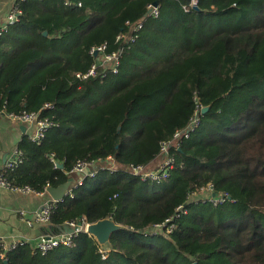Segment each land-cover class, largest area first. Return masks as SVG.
<instances>
[{
	"label": "trees",
	"instance_id": "16d2710c",
	"mask_svg": "<svg viewBox=\"0 0 264 264\" xmlns=\"http://www.w3.org/2000/svg\"><path fill=\"white\" fill-rule=\"evenodd\" d=\"M154 1L160 15L123 45L118 72L76 77L94 62L92 46L118 50L127 21ZM82 2L25 0L0 38V107L55 122L42 143L21 141L24 161L8 173L14 185L59 186L83 159L150 164L197 103L209 110L168 178L100 169L57 202L53 227L107 216L126 225L108 249L83 231L45 254L21 244L0 264H264V0ZM210 185L224 202L194 200Z\"/></svg>",
	"mask_w": 264,
	"mask_h": 264
},
{
	"label": "built area",
	"instance_id": "2783aa9c",
	"mask_svg": "<svg viewBox=\"0 0 264 264\" xmlns=\"http://www.w3.org/2000/svg\"><path fill=\"white\" fill-rule=\"evenodd\" d=\"M23 1L25 0H14L11 9L8 12L6 20L0 23V38L10 28L11 25H14L20 20V16L22 14V8L20 5ZM65 4L77 5L80 7L83 5V2L82 0H65ZM192 5L196 7L197 0H192ZM160 13V5H154L153 3H150L147 12L144 14L140 21L136 23L127 21V25L129 26L130 31H127L128 33L124 31L117 36V41L120 43V48L118 50H108L107 43L92 46L90 48V53L95 57L94 62L88 70L78 71L76 73V77L79 79H87L91 76H105L108 71L118 72L119 66L121 64V49L123 45L130 41L136 40L138 33L144 26V21L146 18H149V16L158 17ZM203 107L204 106L201 105V103H197L195 113L191 117L189 123L185 127L177 129L169 140H165L161 143L159 153L157 154L155 160L152 163L130 164L128 166L123 167L121 165H117L110 156L106 159L98 160L83 159L78 160L71 173H78L83 177H85L86 175L94 177L100 169H107L110 170L111 173H113L122 167V169L127 171L129 174L140 177L142 180H152L155 182H161L170 176L171 171L176 162L175 152L177 149H179L181 142L184 139L190 138L200 126L202 118L201 115L203 114ZM43 108L51 110L53 108V104L45 103ZM3 115L10 117L14 121H21L23 123L33 125L35 127L34 130H32L27 136L31 141L35 143H42L47 137V133L49 132V130L52 129V127L55 125V122L50 117L41 116L40 112L24 110L22 112L16 113L8 111L5 105L3 107H0V117ZM50 159L55 166H60V162L55 158V154H52L50 156ZM156 160V164H153ZM23 161L24 152L20 147H17L14 151L13 157L9 161H7L2 168H0V186L16 190L32 191L36 193L47 191L48 187H46L44 191H37L36 189L28 185H14L9 180L8 173L17 169L23 163ZM83 179L80 180L78 184H81L83 182ZM72 189L73 188L69 189L67 191V194L73 196L74 194L72 192ZM198 195H205L206 198H208L215 204H218L222 201L224 202L226 200V194H217L216 192H214L211 185L209 186V188L203 189V191L200 192ZM115 196H117V194H115ZM57 202V200H53L51 202L46 203L44 206H42L33 213L34 216L32 218H26V211L21 210L19 213L20 217L26 219L30 225H33L35 222L50 223L51 215L57 207ZM88 223L89 222H87V220L83 218L78 223L74 221L67 223L73 228V231L71 232L61 231L58 233L42 235L39 240L35 243L33 251L45 254L48 251L57 247L73 245L75 237L80 232H88ZM166 226L167 223L156 224L155 230H158L160 228L165 230ZM25 243L27 242L21 241L17 243L14 242L11 244L0 242V260L6 259L10 251L16 249L19 245ZM101 251L103 253V257L106 258V250L102 249Z\"/></svg>",
	"mask_w": 264,
	"mask_h": 264
},
{
	"label": "crops",
	"instance_id": "0c3cea01",
	"mask_svg": "<svg viewBox=\"0 0 264 264\" xmlns=\"http://www.w3.org/2000/svg\"><path fill=\"white\" fill-rule=\"evenodd\" d=\"M13 2L14 0H0V23L6 20ZM34 128L33 125L14 121L8 116L0 117V168L13 157L15 149ZM156 162L157 160L153 164ZM83 178L78 173H70L71 184L68 190ZM53 200L55 199L48 191L36 193L0 186V242L11 244L26 241L34 247L42 235L61 232L60 228L53 227L51 223L35 222L30 225L19 214L21 210H25L26 218H32L36 210Z\"/></svg>",
	"mask_w": 264,
	"mask_h": 264
},
{
	"label": "water",
	"instance_id": "95a60500",
	"mask_svg": "<svg viewBox=\"0 0 264 264\" xmlns=\"http://www.w3.org/2000/svg\"><path fill=\"white\" fill-rule=\"evenodd\" d=\"M158 5V1L153 2ZM46 33V32H45ZM209 110V106H204L203 113ZM60 166L63 164L60 163ZM71 184L70 179L59 186H48L47 191L57 201L64 199L67 196L68 188ZM62 231L71 232L73 228L69 224L59 227ZM128 229L126 225L116 222L112 216H107L95 222H90L87 225V231L97 240L103 249H108L111 246V236L115 231Z\"/></svg>",
	"mask_w": 264,
	"mask_h": 264
},
{
	"label": "rangeland",
	"instance_id": "374dc122",
	"mask_svg": "<svg viewBox=\"0 0 264 264\" xmlns=\"http://www.w3.org/2000/svg\"><path fill=\"white\" fill-rule=\"evenodd\" d=\"M203 196H205V195H203ZM194 199V198H193ZM194 200H201V195H198V196H195V199ZM157 230V229H156ZM158 232H162L163 231V229L162 228H160V229H158L157 230Z\"/></svg>",
	"mask_w": 264,
	"mask_h": 264
}]
</instances>
